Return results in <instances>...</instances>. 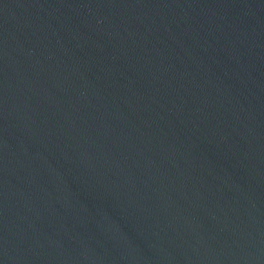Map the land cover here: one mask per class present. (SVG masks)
Segmentation results:
<instances>
[{"label": "water", "instance_id": "water-1", "mask_svg": "<svg viewBox=\"0 0 264 264\" xmlns=\"http://www.w3.org/2000/svg\"><path fill=\"white\" fill-rule=\"evenodd\" d=\"M0 264H264V0H0Z\"/></svg>", "mask_w": 264, "mask_h": 264}]
</instances>
